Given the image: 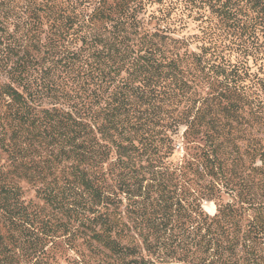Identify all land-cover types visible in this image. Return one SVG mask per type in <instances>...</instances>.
<instances>
[{
    "label": "trees",
    "instance_id": "trees-1",
    "mask_svg": "<svg viewBox=\"0 0 264 264\" xmlns=\"http://www.w3.org/2000/svg\"><path fill=\"white\" fill-rule=\"evenodd\" d=\"M0 264H264V0H0Z\"/></svg>",
    "mask_w": 264,
    "mask_h": 264
},
{
    "label": "rangeland",
    "instance_id": "rangeland-1",
    "mask_svg": "<svg viewBox=\"0 0 264 264\" xmlns=\"http://www.w3.org/2000/svg\"><path fill=\"white\" fill-rule=\"evenodd\" d=\"M27 196L29 197V198H34V194H33V192H31V191H29L28 193H27ZM204 209L209 213V214H211V215H214L215 213H216V207H215V205L214 204H212V203H210V204H205L204 205Z\"/></svg>",
    "mask_w": 264,
    "mask_h": 264
}]
</instances>
